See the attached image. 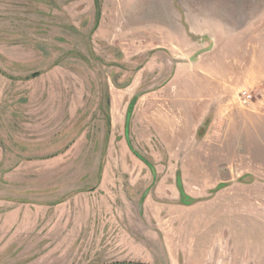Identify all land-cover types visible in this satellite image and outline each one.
<instances>
[{"label": "rangeland", "instance_id": "obj_1", "mask_svg": "<svg viewBox=\"0 0 264 264\" xmlns=\"http://www.w3.org/2000/svg\"><path fill=\"white\" fill-rule=\"evenodd\" d=\"M0 264H264V0H0Z\"/></svg>", "mask_w": 264, "mask_h": 264}, {"label": "built area", "instance_id": "obj_2", "mask_svg": "<svg viewBox=\"0 0 264 264\" xmlns=\"http://www.w3.org/2000/svg\"><path fill=\"white\" fill-rule=\"evenodd\" d=\"M250 95L246 92V91H243L242 93H241V96H240V98H241V102L243 103V104H246V103H249L250 102Z\"/></svg>", "mask_w": 264, "mask_h": 264}, {"label": "trees", "instance_id": "obj_3", "mask_svg": "<svg viewBox=\"0 0 264 264\" xmlns=\"http://www.w3.org/2000/svg\"><path fill=\"white\" fill-rule=\"evenodd\" d=\"M38 74L36 73V74H34L33 76H37Z\"/></svg>", "mask_w": 264, "mask_h": 264}]
</instances>
